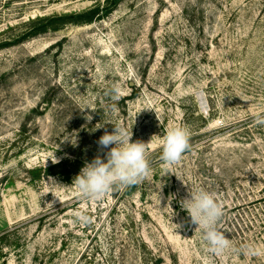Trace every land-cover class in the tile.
<instances>
[{
    "label": "rangeland",
    "instance_id": "obj_1",
    "mask_svg": "<svg viewBox=\"0 0 264 264\" xmlns=\"http://www.w3.org/2000/svg\"><path fill=\"white\" fill-rule=\"evenodd\" d=\"M97 6L0 0V264H264V0H121L17 42L42 18ZM115 124L146 143L151 173L81 199L73 181L106 162L97 142ZM177 125L191 149L165 170ZM54 155L79 158L71 179L39 170ZM199 189L222 205L224 254L181 207Z\"/></svg>",
    "mask_w": 264,
    "mask_h": 264
},
{
    "label": "clouds",
    "instance_id": "obj_2",
    "mask_svg": "<svg viewBox=\"0 0 264 264\" xmlns=\"http://www.w3.org/2000/svg\"><path fill=\"white\" fill-rule=\"evenodd\" d=\"M118 98V90H116L114 99ZM87 119L91 121L92 117L88 116ZM254 119L258 124L264 125V113H256ZM190 135L189 129L180 125L166 131L161 141L160 157L165 170H170L174 165L179 164L183 155L190 151ZM97 143L101 150L108 148L110 150L106 153V162L97 156L91 163H86L75 177L73 184L79 198L99 200L114 187L125 189L136 186L150 175L151 165L146 143L132 142V131L124 126L115 124L114 130L111 133L105 131ZM52 162L59 163L55 155ZM173 198V196L169 197V204ZM180 204L187 211L191 222L197 225L196 229L200 230L202 239L211 253L221 255L232 248L229 239L218 228V222L224 212L215 193L204 189L189 190V198L181 200ZM80 219L87 221L86 216H80ZM249 251L259 254L251 249Z\"/></svg>",
    "mask_w": 264,
    "mask_h": 264
},
{
    "label": "trees",
    "instance_id": "obj_3",
    "mask_svg": "<svg viewBox=\"0 0 264 264\" xmlns=\"http://www.w3.org/2000/svg\"><path fill=\"white\" fill-rule=\"evenodd\" d=\"M120 1L121 0H106V6L102 8L101 6H97L80 14L42 18L35 22L34 27L28 32H25L22 37L17 40V42H20L28 37H33L39 34L46 33L49 30H58L60 27L67 23L75 25L90 24L95 20L101 18L104 13H109L111 7L116 6ZM6 45L8 44L0 45V48L5 47ZM74 158L75 160H61L59 161V163L50 165L47 169L40 168L39 170L48 173V175H55L59 172H53L54 170L62 169L61 174L65 176L67 180H69L71 179V176L75 173V171L78 169V166L80 164L79 158L77 156H75ZM37 171L38 170H36V172Z\"/></svg>",
    "mask_w": 264,
    "mask_h": 264
}]
</instances>
